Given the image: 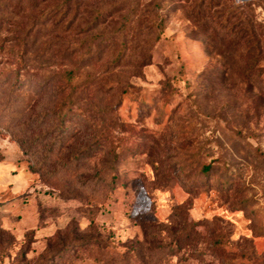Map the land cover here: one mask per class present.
<instances>
[{"label":"rangeland","instance_id":"rangeland-1","mask_svg":"<svg viewBox=\"0 0 264 264\" xmlns=\"http://www.w3.org/2000/svg\"><path fill=\"white\" fill-rule=\"evenodd\" d=\"M22 1L0 0V264H264V0ZM239 10L249 69L217 31Z\"/></svg>","mask_w":264,"mask_h":264},{"label":"trees","instance_id":"trees-1","mask_svg":"<svg viewBox=\"0 0 264 264\" xmlns=\"http://www.w3.org/2000/svg\"><path fill=\"white\" fill-rule=\"evenodd\" d=\"M33 1L32 9L31 11L36 10V4L39 0H31ZM9 3H11V0H8ZM30 4V6H31ZM202 5H205L208 8L212 7H219L220 3L215 2L213 3L212 0H203ZM14 10H23V1L22 0H14L13 2ZM23 7V8H22ZM49 9H44L40 12L41 17H44L48 13ZM234 14V13H233ZM201 18H203L202 14L200 15ZM234 21L232 23H224V27H219L217 31H222L223 29V45L227 48L228 53L234 55V56H240L242 58H246L247 60L245 62V69H249L253 65L257 64L256 61L258 58V54L261 53L260 50V39L258 37V32L253 25V22L250 21V19L246 18L242 11H238V13L233 17ZM44 21L45 18H42ZM222 28V29H220ZM241 48L240 51L237 49ZM248 72V70H246ZM210 168V165H205L202 167V170L204 172L208 171ZM224 182L226 183V179H224Z\"/></svg>","mask_w":264,"mask_h":264}]
</instances>
